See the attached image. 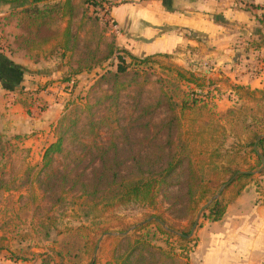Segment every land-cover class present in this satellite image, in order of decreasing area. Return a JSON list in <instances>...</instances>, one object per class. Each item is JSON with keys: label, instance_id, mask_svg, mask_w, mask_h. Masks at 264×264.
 Wrapping results in <instances>:
<instances>
[{"label": "trees", "instance_id": "trees-1", "mask_svg": "<svg viewBox=\"0 0 264 264\" xmlns=\"http://www.w3.org/2000/svg\"><path fill=\"white\" fill-rule=\"evenodd\" d=\"M5 2L11 6L0 15V49L11 57L37 63L53 54L60 58L66 55L79 66L74 74L82 71V62L92 68L102 67L111 58L116 61L113 71L99 77V82L109 88L95 101V109L88 104L93 85L87 96L80 97L81 104L74 105L75 111L58 120L55 140L45 147L41 158L45 173L39 186L47 194L48 203L63 202L62 193L74 191L83 216L95 225V230L83 225L68 229L70 236L77 239L75 234L82 232V248L90 251L88 256L96 248L101 254L107 241L111 242L107 264H188L194 245H189L187 231L178 236V227H169L175 230L172 233L157 223L155 229L147 224L128 235L108 236L97 245L98 236L115 223L101 224L114 222L112 214L117 208L139 206L157 210L158 202L166 197L171 209L189 217V228L199 204L206 203L232 177L220 196L204 210L202 216L207 221L219 220L227 204L248 184L253 182L259 191L260 180L252 171L258 169V176H264L257 151L264 156V138L254 146L256 137L264 133V88L237 87V102L224 112H215L213 98L204 92L199 78L187 77L176 66H164L167 76H156L152 81L144 71L162 64V55L140 58L114 42L107 43L102 34L109 27L97 13L107 0ZM104 46L108 48L101 58ZM7 75L0 59V79L5 86L10 79ZM166 83H172L168 90ZM148 96L150 100L145 102ZM85 111L83 124L80 112ZM183 120L188 122L186 129ZM84 130L95 131V139H84ZM173 188H177V193L168 195L167 191ZM156 216L165 221L160 214ZM66 231L57 230L56 235ZM160 241L164 246L159 245ZM8 248L7 241L0 244V250H7V259L13 264L29 260ZM40 255L47 258L41 264H50L55 257L59 260L56 264H63L65 256L77 257L68 249H52L49 254Z\"/></svg>", "mask_w": 264, "mask_h": 264}, {"label": "rangeland", "instance_id": "rangeland-1", "mask_svg": "<svg viewBox=\"0 0 264 264\" xmlns=\"http://www.w3.org/2000/svg\"><path fill=\"white\" fill-rule=\"evenodd\" d=\"M5 1L6 0H0V15L5 13L11 6ZM97 13L99 15L98 10ZM111 32L108 30V32H104L105 34H102V36L107 43H116L114 41L115 36ZM93 39L95 41V34L93 35ZM107 48V46H104L101 49L99 54L101 58L106 53ZM0 50L3 51L2 49ZM74 59L76 61L79 60L77 57ZM80 60H82V58H80ZM174 60H176V58L173 55L159 58L160 63H162L160 64L161 66H153L150 70L144 72L150 76L152 81L156 79V76L166 77L167 71L164 69V66H177L174 64L176 63ZM40 61V65L31 66L29 70L26 68L29 72L32 69L33 80H27V83L20 81V85L22 86L20 92H14L16 91L15 89L7 93L4 91L6 100L3 96V100L0 101L2 102L0 103V237H4L0 244L5 245L7 241L9 246L8 251L15 255L18 254L28 257V261H19L18 264H41L42 261L47 258H43L40 254H49L52 249L60 252H65V249H68L72 253H77L76 258L73 256H65L63 264H107L112 248L111 242L107 241L108 244L106 243L104 252L101 254L96 248L91 252V255L88 256L90 251L88 249L85 251L82 248L84 239L82 232L75 234L77 239L70 236L72 233L68 229H76L79 225L90 227V229L94 227L93 230H95V225L91 224V222L83 216L82 209L76 198L78 193L74 191L67 194L62 193L64 196L63 202L54 204L53 201H50L49 204L46 200L47 194L42 193L39 182L45 173L41 165V158L45 147L55 140L54 128L58 120L68 112L73 113L75 111L74 105L81 104L80 99L84 97V95L87 96L88 91L93 85L95 86H93L95 92L90 90L88 104L92 105L93 109H95V101L109 88L104 82H99V77L106 71H113L116 61L111 58L106 61L102 67L97 65L92 68L87 67V65L82 62L80 63V67H82L80 70L82 71L79 74H74L76 67L79 66L70 62L66 55L64 58H60L56 54H53ZM188 65V63L187 65L181 64V67H179L184 71L187 77L193 75L195 78H200L201 74H203L202 77H205L203 67L197 70V67ZM68 77L69 81H67ZM168 78H171V76ZM216 78L218 79V77H215V79ZM183 83H185V81ZM201 83H203L204 86L207 85L204 82ZM207 83L210 82L208 81ZM169 84L166 83L165 89H169ZM193 84L195 83H191V86ZM0 86L4 90L6 89L2 82ZM23 87L27 88L23 90ZM180 90H182V87ZM217 92L214 93L211 91V94H209L210 97L216 95L219 99H223L219 95L220 92ZM225 93L228 94V91H222L221 94L226 97ZM148 100H150L149 96L145 102H148ZM216 105L217 106L214 108L215 112H220L216 109L219 105ZM98 107H101V105ZM83 109H85V107ZM80 113L83 117L84 124L87 113L86 111ZM80 113L76 112V114ZM160 116H162V114ZM21 119H25L26 124L21 122ZM93 119H95V116ZM27 122L29 126L27 130L24 131L23 129L25 125L27 126ZM187 123V120H183L184 129H186ZM221 123L223 124V122ZM227 133L228 132L225 134ZM77 134H79V132ZM83 138L88 141L95 139V131L92 133L88 131L83 132ZM229 141L231 140L228 139V142ZM228 142L226 140L224 143L227 144ZM257 151L259 154L261 153L258 149ZM69 157H72V155ZM263 168L261 165L260 170ZM257 171L258 169L252 172L256 173ZM255 179L262 180L263 178L256 177ZM252 184L254 185L253 182ZM55 192L60 194L57 190H55ZM176 193L177 188L167 191L168 195ZM204 203L205 202H201L196 209L193 222L199 208ZM158 205L159 209L157 210L139 206L117 208L112 214L115 217L114 222H102L101 225L109 223L115 224L113 227H110L109 231L98 236L97 245L102 243L108 236H124L122 234L125 232V235H128L138 227L147 224L151 226V229H155V223L168 231L171 230L169 229L171 226L178 227L180 232H176V235L179 236L181 232L187 231L185 234V236H187L193 225L192 223L188 228L189 217L186 218L184 213L181 212L183 214L182 216L178 210L171 209L166 197L165 200L161 199ZM203 213H205L204 210L202 211V214ZM159 214L165 220L164 222L157 218L156 215ZM202 214L192 234L186 237L191 241L189 245H194L192 251L189 252L188 264H199L197 260H193V252L199 240L198 230L207 222V219L204 218ZM44 217H47V220H44ZM150 217L157 218L162 225L154 219L141 224ZM41 221H43V225H41ZM65 229L67 230L65 233H62L60 236L56 235L57 230H62L63 232ZM108 232L116 235H106ZM172 233H175V230H173ZM90 235L93 234L90 233ZM23 236H25V240H22ZM174 239L176 240V237L171 238L170 241ZM65 242L71 243L72 245L66 246L64 244ZM158 243L164 246L162 241ZM62 244L65 246H62ZM0 251V264H11L4 259V257L7 258L9 255L7 250ZM23 251L26 253L23 254ZM49 263L56 264L59 263V260L55 257L53 260L51 259Z\"/></svg>", "mask_w": 264, "mask_h": 264}, {"label": "crops", "instance_id": "crops-1", "mask_svg": "<svg viewBox=\"0 0 264 264\" xmlns=\"http://www.w3.org/2000/svg\"><path fill=\"white\" fill-rule=\"evenodd\" d=\"M107 1L118 28L116 33L112 28L109 31L119 47L140 58L173 55L178 68L187 63L197 70L203 67L205 77L201 74L199 81L207 84L204 92L219 91L223 98L212 97L218 111L224 112L237 102V87L264 88V0ZM1 52L10 79L5 86L9 90L0 86V101L3 96L6 100L4 91L20 92V81L33 80L32 69H27L41 64ZM222 91H228L226 97ZM21 122L26 124L25 119ZM28 126L27 122L23 130ZM258 172L252 173L259 177ZM262 178L259 191L248 184L227 204L219 220L207 221L199 228L193 260L199 264H264Z\"/></svg>", "mask_w": 264, "mask_h": 264}, {"label": "water", "instance_id": "water-1", "mask_svg": "<svg viewBox=\"0 0 264 264\" xmlns=\"http://www.w3.org/2000/svg\"><path fill=\"white\" fill-rule=\"evenodd\" d=\"M261 138H264V134H259V135L256 137V140H255V142H254V146H256L257 142H258ZM259 158H260L261 165H262V168H263V167H264V156L260 153V154H259ZM242 172H246V171H242ZM242 172H241V173H242ZM233 178H234V177H232L229 181L225 182V183H224V184L218 189V191L216 192V194L213 195V196H212V197H211L206 203H204V204L199 208V210H198V212H197V214H196V218H195V220H194V222H193V225H192V227H191V229H190V232H189V234H188L187 236H185V237H189V236L192 234L194 228H195L196 225H197L198 219H199V217H200L201 214H202V211L205 210V209L209 206L210 203H212L215 199H217V198L219 197V195H220L221 191L223 190V188H224L225 186H227ZM151 219H154V220H156V221L159 222V220H158L157 218H155V217H150V218H148L146 221L142 222L141 224H144V223L148 222V221L151 220ZM159 223L162 225L161 222H159ZM170 231L173 232V230H170ZM113 234H114V233H109V232L106 233V235H113ZM125 234H126V232L123 233L122 235H125ZM114 235H116V234H114ZM99 240H100V239H99Z\"/></svg>", "mask_w": 264, "mask_h": 264}, {"label": "built area", "instance_id": "built-area-1", "mask_svg": "<svg viewBox=\"0 0 264 264\" xmlns=\"http://www.w3.org/2000/svg\"><path fill=\"white\" fill-rule=\"evenodd\" d=\"M98 12L100 18L108 24L109 28H112V32L116 33L118 31V28L116 27L115 23L112 21V18L110 16V5L109 3L103 4L101 7H98Z\"/></svg>", "mask_w": 264, "mask_h": 264}]
</instances>
